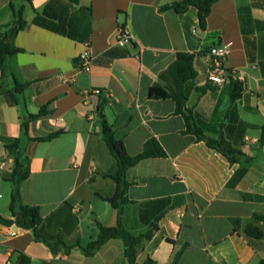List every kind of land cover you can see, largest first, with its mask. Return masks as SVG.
<instances>
[{
    "label": "crops",
    "instance_id": "obj_1",
    "mask_svg": "<svg viewBox=\"0 0 264 264\" xmlns=\"http://www.w3.org/2000/svg\"><path fill=\"white\" fill-rule=\"evenodd\" d=\"M50 1L0 0V25L13 20L10 4L23 6L26 21L14 40L21 52L8 57L6 74L0 71V152L12 159L5 146L22 138L21 123L28 115L45 108V115L28 120L27 135H58L24 143L29 176L20 185V198L38 207L40 233L59 237L67 249L53 253L30 230L18 227L9 236L10 225L0 223V264H128L120 239L108 240L92 256L76 247L97 237V224H116V210L104 198L116 191L112 177L118 165L104 142L102 120L129 155L139 154L151 138L165 152L138 162L125 175L124 230L133 235L147 231L167 206L158 229L137 246L138 263L149 258L170 264L181 250L176 264H258L264 258V222L253 215L264 216V0L262 8L251 10L255 23L244 32L238 9L251 0L216 1L204 30L192 7L181 13L160 10L182 0H78L65 16L69 35L32 23L34 12L41 13ZM119 25L132 34L124 47L115 44ZM84 39L92 60L88 72L76 66ZM218 44L229 48L226 68L244 74L238 97L231 101L228 86L217 92L206 82L199 57L186 106L205 136H222L242 154L234 164L184 133L174 101L148 95L177 53ZM15 82L26 85L21 93L13 91ZM92 89L102 94L86 99L84 93ZM241 169L243 175L234 180ZM10 194L11 185L0 178L4 219H10ZM141 213L148 223L141 221ZM247 224L263 236L245 235Z\"/></svg>",
    "mask_w": 264,
    "mask_h": 264
},
{
    "label": "trees",
    "instance_id": "obj_2",
    "mask_svg": "<svg viewBox=\"0 0 264 264\" xmlns=\"http://www.w3.org/2000/svg\"><path fill=\"white\" fill-rule=\"evenodd\" d=\"M26 1L31 3V0ZM216 1L218 0H182L162 6L160 10L171 9L176 13H181L192 7L196 10L199 27L204 30L211 6ZM71 4H78V0H66L65 4H62L61 0H51L41 13L34 12L32 23L55 33L69 35L66 31L65 16L69 12L68 6ZM10 7L13 12V20L9 24L0 25V71L3 75L7 72L6 61L8 57L21 52L20 49L15 47L14 40L18 32L23 30L26 26V21L22 17L23 6L14 8V6L10 4ZM53 7L54 9H52ZM254 7L262 8L261 0H251L249 6L238 9L239 20L243 32L246 31L245 28L250 26L251 22L255 23L251 18V10ZM87 10L90 11V8ZM83 41L88 40L84 39ZM206 52L207 51L202 50L197 53H177L175 60L158 76L157 81L149 88L148 95L153 99H171L174 101L175 113L181 115L185 122L184 133H190L194 135L197 140L204 141L209 148L216 150L226 157L231 164H234L240 161L242 154L238 150L232 148L230 143L222 136L217 139L205 136L202 130L197 126L193 117V112L186 106L189 94L188 83L197 75L195 70L197 59L205 55ZM25 86V84L15 82L13 91L15 93H21ZM226 86L231 90L230 99L233 101L238 97L241 91V83L231 79ZM204 90V88H201L198 91L202 93ZM14 92L10 93L12 98ZM45 113V108H41L37 114L28 115L27 121L21 123L22 138L13 139L5 146V151H7L13 159V165L12 169L9 171H0V178L11 185L10 200L8 203L10 219H4L0 216V223L3 225H15L18 228L30 230L36 240L45 243L51 252L54 253L60 247L66 250L67 246H65L57 236H44L40 233L39 229L42 218L38 207L25 205L21 202L20 198V185L29 176V159L25 154L24 143L27 141L45 142L58 135V133H52L41 138L28 137V120L40 118L45 115ZM102 123L104 142L115 157L118 165L117 173L112 177L116 184V191L111 197L104 198V200L116 210V224L112 227H105L101 224H97V237L85 247H80L79 244H76V247H79L86 256H92L108 240L120 239L123 243V255L128 264H155V262L149 258L143 263H138L136 261L137 246L143 239H149L158 229L156 222L162 216L167 206L162 205V212L154 217L147 231L133 235L124 230L121 224L123 206L128 203L125 197V190L127 187L125 175L126 171L138 162L149 158L164 157L165 152L158 142L151 138L145 142L139 154L131 156L126 152L123 142L114 138L113 131L105 120H102ZM244 171V169L239 170L235 174L234 180H238L243 175ZM140 219L143 223H148L142 216V213L140 214ZM253 219L264 222V216L253 215ZM244 233L255 239H260L263 236L262 231L251 224L246 225ZM167 241L170 242V240ZM180 254L181 250L177 251L170 264H176ZM258 264H264V258L260 260Z\"/></svg>",
    "mask_w": 264,
    "mask_h": 264
},
{
    "label": "built area",
    "instance_id": "obj_3",
    "mask_svg": "<svg viewBox=\"0 0 264 264\" xmlns=\"http://www.w3.org/2000/svg\"><path fill=\"white\" fill-rule=\"evenodd\" d=\"M132 39V34L126 25H119L115 37V44L119 47L126 46ZM84 49L77 56L76 66L83 72H88L91 68L92 60L89 52V41L83 43ZM229 55V48L225 44H218L210 47L205 55L202 56L205 65V80L213 88L220 92L225 88L229 80L242 82L244 78L243 72L236 69H228L225 62ZM100 89H92L84 93L86 99L91 96H100ZM13 160L6 153L0 152V166L5 167L6 171L12 169ZM9 236L16 235V226H9Z\"/></svg>",
    "mask_w": 264,
    "mask_h": 264
}]
</instances>
